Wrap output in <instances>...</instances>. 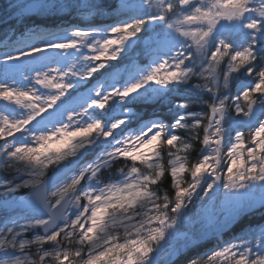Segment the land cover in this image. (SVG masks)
Listing matches in <instances>:
<instances>
[{"label":"snow or ice","instance_id":"obj_1","mask_svg":"<svg viewBox=\"0 0 264 264\" xmlns=\"http://www.w3.org/2000/svg\"><path fill=\"white\" fill-rule=\"evenodd\" d=\"M143 3L156 8L158 15L119 20L107 29L103 39H92L101 31L95 27L72 25L51 31L40 25H25L29 14L67 11L69 6L62 2L6 0L0 9V24L6 25L9 32L25 25L28 41L19 44L11 54L0 52V65L5 66L0 75V101L26 109L20 118L0 113V169L11 174V179L0 182V211L14 212L19 202L6 199L7 195L27 190L20 200H31L48 212L47 218L14 221L13 226L0 230V264H159L156 257L162 242L173 236L182 235L185 246L195 247L205 239L220 240L221 233L240 216L264 211V119L247 132L238 131L227 151L223 135V120L229 108L237 116L250 120L257 111L255 106L264 104V68L256 70L257 46L264 39V0H155V3L143 0ZM70 6L105 11L91 0H72ZM136 7L133 0H119L121 11ZM173 17L176 19L170 22ZM245 18L246 42L238 50L221 40L209 53V38L221 21L231 24ZM155 21L166 22L168 29L185 38V43L171 57L129 86L105 83L93 88L91 96L72 104L62 103L79 84H87L110 62L118 60L128 41L134 40L147 23ZM59 32H67L68 36ZM82 48L87 49L82 57L86 62L82 71L40 68L34 64L29 65L33 67L31 79L38 88L25 90L14 80L4 82L11 69L22 66V61L24 64L30 59L45 61L52 54L79 52ZM189 48L194 49L192 55L186 51ZM189 60L204 62L207 67L199 72L185 69L183 66ZM225 61L227 67L222 68ZM241 69L254 77L255 83L231 105L226 95L215 99L228 88L232 74ZM193 75L203 80L197 87L205 88L214 97L208 104V113L179 117L171 126L172 132L168 125L152 123L137 135L117 140L110 151L102 153L96 163L83 167L70 182L55 191L46 190V170L50 166L74 156L78 149L98 138L108 139L125 123L121 119L106 125L102 120L92 119L90 110L104 112L113 101H118L115 105L118 108L119 102L149 82L166 86ZM39 88L47 90L46 94H41ZM64 115L67 123L54 127L50 134H31V144L17 141V134L29 132L33 121L55 125ZM188 119L192 122L188 123ZM180 129L187 130V137L177 134ZM197 142L202 146V155L190 163L188 154ZM117 161L125 164L131 161L130 167L116 169L123 177L120 181L79 190L85 178L96 179L99 184L101 170L110 169ZM186 176L191 179L186 181ZM166 178H170L173 195L161 194L155 187ZM186 219L193 231L181 234L179 229ZM36 229L43 231L31 239L26 237V233ZM190 264L198 261L194 259ZM207 264H264V224L245 229L241 236L211 251Z\"/></svg>","mask_w":264,"mask_h":264},{"label":"rangeland","instance_id":"obj_2","mask_svg":"<svg viewBox=\"0 0 264 264\" xmlns=\"http://www.w3.org/2000/svg\"><path fill=\"white\" fill-rule=\"evenodd\" d=\"M93 3H98L101 6L103 3L114 5L113 15L122 16V19H147L150 16L158 15V10L156 8L150 7L147 4L143 3V0H133V2L137 5L136 8L132 10H119V0H91ZM155 3V0H153ZM229 2H238V0H229ZM64 3L68 7V10L61 13H51V14H40L36 15L47 16L54 14H67L71 11L76 13H82L84 22L83 25H78L81 27H95L101 29V31L92 39H103L107 29L114 25H88V19L92 12H98L93 10L90 7H81L77 9L74 6H70L72 0H65ZM112 6V7H113ZM103 7V6H102ZM88 12V13H87ZM90 12V13H89ZM34 15V16H36ZM104 16H107L106 11L103 13ZM32 16V17H34ZM2 18V16H0ZM176 18L173 17L170 22H173ZM247 22L246 18L240 21H233L231 24L226 21H221V23L217 26L216 29L212 32L209 38L208 50L209 53L215 50V47L218 46L219 41L224 40L226 43L232 45L233 50H238L240 46L246 42V35L248 30L244 28V24ZM3 24H0L2 26ZM60 35L67 37L68 33H59ZM5 40L0 44V52H9L11 54L13 49H17L18 45L21 43L28 42L25 38V34L23 35H15L11 37L8 32L4 33ZM91 42V41H89ZM185 43V38L181 37L178 33H175L174 30H170L166 26V22L163 21H155L149 22L145 25L144 29L134 38V40H129L127 45L125 46V51L121 54L118 60L112 61L109 63L108 67L104 69L102 72L97 74L91 81L87 84H79L76 88H74L68 95L63 98V104H72L77 99L82 97H88L92 95L91 90L98 85H102L105 83L115 84L119 87L129 86L132 83L137 82L141 79L142 76H146L149 70L158 65L162 60L171 57L175 51ZM258 52L264 50V39L261 40V44L257 46ZM189 55L194 53V49L189 48L186 50ZM87 53L86 48H82L79 52L75 50H69L67 53H61L59 55L52 54L51 59L45 61H34L29 60L28 64H24L22 61V66L16 69H11L10 75L5 78V82L12 81L13 77H18L15 81L16 85L21 88L27 87V79L30 80L33 75V67L29 65L39 66L40 68H45L48 66L59 68L61 71L67 70L69 68L72 71H82L86 67V62L82 59V57ZM53 62L55 64H53ZM4 65H0V75L4 72ZM185 69L192 68L193 72H199L203 68H206L207 65L201 61L189 60L184 66ZM222 68L227 67V61H225L222 65ZM24 77H28L26 80H23ZM244 80V82L241 81ZM255 82L249 81V75L247 74L245 69H241L237 73H233L229 82V86L222 93H218L215 99H219L220 96L226 95L228 97L227 103L232 104L236 97L240 96L241 93L248 88H250ZM203 80L198 75H193L186 81H173L169 82L166 86L158 85L155 82H149L147 85L142 87L138 92L131 94L125 101L119 102V107L117 108L115 105L118 101H113L112 105H110L104 112H100L98 109L90 110V116L92 119H95L93 112L100 113L101 115H105L107 117L106 125H110L114 120L118 121L123 119L125 121L124 124L118 128L112 136L108 139L98 138L94 141V143L88 145L85 148L78 149L76 154L72 157L67 158L66 160L60 162L57 165L50 166L46 170V178L56 175L60 172L68 169L66 176L57 184H55L50 191H55L58 187H61L64 183L70 182L74 175H77L83 167H86L89 164H94L97 162L99 158H102L101 154L110 151L115 142L117 140H122L126 136L137 135L144 128L148 127L152 123L159 122L161 120L158 117L153 118L152 120H144V122L136 121L133 119V113L131 108L134 104L145 103V104H154L159 100L166 98L169 95L180 96L179 92L181 90H187L196 95H206L214 100L213 95L208 92L203 87H197V85H202ZM211 86V85H209ZM32 87H39L33 84ZM24 88V89H25ZM236 89L238 95L230 96L231 92ZM41 94H46L47 90L39 88ZM181 101H177L178 103H174V106L177 108L176 115L174 117V123L181 116H188L193 112L188 111V109L182 107L183 106V97L180 96ZM243 103V102H242ZM263 107L264 104H258L255 107ZM0 113L9 117V115L16 116L20 118L22 115L26 114V109L21 106H16L14 104H8L6 102L1 101L0 103ZM47 116V114H46ZM244 117L237 116L235 112L229 108L225 118L223 120V125L225 128L224 131V150L227 151L230 147L231 143L234 141V137L237 132H247V130L255 128L258 126V123L261 119H264V114L260 116L258 122L249 127H241L238 126L237 123L240 122ZM65 119V116H62L55 125L51 123H41L38 121H33V123L29 126V132H25L26 134H36L39 135L41 133L50 134L53 131V127H59L61 125V121ZM188 123H191L192 120L188 119ZM52 126V127H51ZM133 126L132 128H130ZM49 130L45 132L44 130ZM178 131H182L185 133L186 137L188 135L187 130L180 129ZM202 131V130H201ZM172 132V131H169ZM203 135V131H202ZM54 146H56L55 141L52 142ZM207 151V150H205ZM201 153L200 157L201 158ZM115 163V162H114ZM113 163V164H114ZM112 164V165H113ZM125 167H130L131 161H128L127 164L120 161ZM108 168H103L101 173ZM99 174V176L101 175ZM20 177L18 179H22ZM122 175L119 173L117 175V180L114 182H118L122 179ZM189 176V180H190ZM186 180V177H185ZM187 181V180H186ZM0 182H4L2 169H0ZM92 187H102L96 183V179L88 180L85 178L81 185L79 186V190L86 191ZM27 190H21L17 193L8 194L6 199L18 201L19 203L15 207V211L11 213H6L0 211V230L5 229V227L13 226L15 222H22L24 219L31 217H38L36 212H28L26 209L22 207V204L26 201H21L20 198L26 195ZM260 193H256L255 199L259 197ZM241 217V216H240ZM237 221V220H236ZM2 228V229H1ZM186 230V231H184ZM192 228L191 223L186 219L185 224L182 225L179 229L180 233H187L188 230ZM200 225H195V229L198 230ZM41 234V229L33 230L32 232H28L25 235L27 238L31 239L34 235ZM179 236V235H178ZM173 236L167 242H162L163 246L159 253V258H164L166 262H171L178 255L180 247L185 245L184 238L179 240ZM165 246V247H164ZM32 255L35 256V248L32 249ZM157 258V257H156Z\"/></svg>","mask_w":264,"mask_h":264},{"label":"trees","instance_id":"obj_3","mask_svg":"<svg viewBox=\"0 0 264 264\" xmlns=\"http://www.w3.org/2000/svg\"><path fill=\"white\" fill-rule=\"evenodd\" d=\"M6 3V0H0V9L4 7ZM114 4H106L103 3V8L106 11L107 16H104V12H92L90 14V17L87 18L88 25H115L119 20H121L122 16L113 15L114 11ZM113 6V7H112ZM88 13V12H87ZM90 13V12H89ZM2 16V15H0ZM84 18L82 13H76L74 11H71L67 14H54V15H47V16H40L36 15L34 17H27L25 21V25L27 26H33V25H40L41 27L51 30V31H59L61 28H67L72 25H83ZM25 25H18L16 26L15 30L13 32H9L7 30L6 25L0 26V44L3 42L6 38L4 33L8 32L11 37L15 35H23L26 32ZM64 33V32H59ZM261 68H264V50H261L257 54V61H256V70H260ZM242 82L244 80L241 79ZM249 81L255 82L254 77L249 76ZM180 96L183 97V105H186V109L188 111H191L193 113H208L209 108L208 104L212 103V98L206 95H196L192 92H189L187 90H181L179 92ZM238 95V92H236V89H234L230 96ZM180 96L176 95H169L166 98L157 101L154 104H145V103H138L134 104L131 108V111L133 113V119L136 121L144 122V120H152L153 118L158 117V119L161 120V123L168 125L169 131L172 130V125L174 124V117L176 115V106H174V103H178L181 100ZM178 101V102H177ZM178 113V112H177ZM93 115L95 119H99L107 122V117L105 115H101L100 113L93 112ZM131 126L130 128H132ZM177 134L185 136V133L182 131L177 130ZM201 138H202V131H201ZM201 145L199 142L194 143V147L191 150V152L188 154V160L190 163H194L197 159L200 157L201 153ZM125 167L122 164H120V161L115 162L111 168L104 170L101 175L99 176L100 183L99 185H104L109 182H114L117 180V175L119 174L116 172L117 168ZM186 180H189V176H186ZM158 191L161 194H169L173 195L174 193L171 190V183L170 178L163 179L162 182H160L157 186ZM264 224V211H257L253 214L249 215H242L238 220L236 225L233 228H230L226 231H223L221 233V239L217 240L215 237L211 239H205L200 241L195 247L193 246H185L182 245L179 249L178 255L175 259H173L171 262H166L164 258L158 259L159 264H190V261L197 260L198 264H207L208 260V254L211 251H214L218 247H222L228 243H230L234 238L241 236L242 233H244L245 229H248L253 226L262 225ZM183 229V228H182ZM184 230V229H183ZM186 231V230H184ZM193 231V228L187 231V233H191ZM27 237V236H26ZM177 238V237H176ZM165 247V246H164Z\"/></svg>","mask_w":264,"mask_h":264},{"label":"water","instance_id":"obj_4","mask_svg":"<svg viewBox=\"0 0 264 264\" xmlns=\"http://www.w3.org/2000/svg\"><path fill=\"white\" fill-rule=\"evenodd\" d=\"M65 0H55V2L57 3H60V2H64ZM37 13L35 14H29L28 17H32L34 15H36ZM257 111L255 113V115L249 120L247 118H243L240 122L237 123L238 126H241V127H246V128H249L253 125H255L258 120H259V117L261 115H263V107H256ZM68 172V169H66L65 171L63 172H60L56 175H53V176H50L48 178L45 179V188L46 190L50 191L51 188L57 184L58 182H60L67 174ZM257 201L259 200V197L256 199ZM22 207L24 209H26L28 212H36L37 213V216L38 217H43V218H47L48 217V212L46 209H44L43 207L39 206L38 204H36L35 202L31 201V200H26L23 204H22ZM76 213V210L73 209V212L72 214L75 215ZM237 221H235L234 223H232L226 230L230 229V228H233L235 225H236ZM224 230V231H226ZM42 229H41V233H42ZM177 239L181 240L183 239V236L182 235H179L177 237ZM160 253V252H159ZM159 253L157 255V259L159 258Z\"/></svg>","mask_w":264,"mask_h":264},{"label":"bare ground","instance_id":"obj_5","mask_svg":"<svg viewBox=\"0 0 264 264\" xmlns=\"http://www.w3.org/2000/svg\"><path fill=\"white\" fill-rule=\"evenodd\" d=\"M53 64H55L54 62H53ZM3 73H1V75H2ZM28 78V77H27ZM14 81H16L17 79H18V77H13L12 78ZM23 80H26L25 79V77H24V79ZM5 82V81H4ZM5 83H8V82H5ZM33 84H34V82H33V80L32 79H30V80H28L27 79V87L25 88V90L26 89H28V88H30V87H32L33 86ZM0 103H1V101H0ZM65 116V119L64 120H62L61 121V124H63V123H67V116L66 115H64ZM9 118H18V117H16V116H12V115H9ZM52 127V126H51ZM54 128V127H53ZM45 132H48L49 130H44ZM16 139H17V141L18 142H27V143H33V140H32V135L31 134H26V133H22V134H17V137H16ZM2 174H3V180L4 181H6V180H9V179H11V174H9V173H5L3 170H2ZM6 228H8V227H5V229ZM2 229V228H1ZM2 230H4V229H2Z\"/></svg>","mask_w":264,"mask_h":264}]
</instances>
